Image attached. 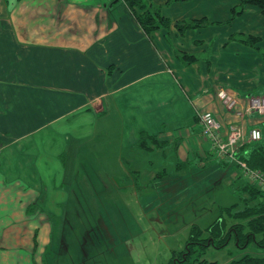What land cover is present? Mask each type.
<instances>
[{
    "label": "crops",
    "instance_id": "1",
    "mask_svg": "<svg viewBox=\"0 0 264 264\" xmlns=\"http://www.w3.org/2000/svg\"><path fill=\"white\" fill-rule=\"evenodd\" d=\"M185 1L165 0L179 12L166 8L168 28L146 34L123 0H0V264H47L77 194L122 201L129 188L178 185L190 170L201 184L215 164H229L211 157L204 112L220 139L230 124L241 127L238 148L254 127L264 137V119L245 110L264 93V54L230 39L256 37L258 48L263 34L250 20L233 27L231 16L210 20ZM167 192L172 201L192 194Z\"/></svg>",
    "mask_w": 264,
    "mask_h": 264
},
{
    "label": "rangeland",
    "instance_id": "2",
    "mask_svg": "<svg viewBox=\"0 0 264 264\" xmlns=\"http://www.w3.org/2000/svg\"><path fill=\"white\" fill-rule=\"evenodd\" d=\"M164 1L151 0L148 4L159 5L162 14L168 7H174V11L179 12L178 6L164 5ZM185 3L192 11L198 12V15H206L210 20L216 17L223 21L232 17L231 8L237 4L235 0H188ZM261 15L257 6L246 4L243 14L233 19V27L245 25L250 20L252 23L248 29L255 34H263V38L258 48L247 47L248 52L253 51L262 56L264 28ZM258 117L264 119L263 114ZM244 135L247 136L248 132ZM211 157L213 161L219 158L218 154ZM219 160L226 161V158ZM227 162L229 164L225 166L215 164L217 172L202 178L201 184L191 183L193 171L190 170V178L184 183L170 186H165V182L151 183L146 188L137 186V192L129 188L122 201H109V196L106 195L101 203L97 199L89 201L86 195L77 194L74 204L79 209L73 214L66 207V213L60 222L65 228L54 230L56 248L47 250V264H169L173 254L178 259V252L184 250L192 226L202 230L201 236H205L206 228L219 216H225L224 207L239 202L238 194L231 188L228 179L231 181L236 176L234 173H238L242 181L246 177L239 173V168L233 170L234 161L229 159ZM211 165L213 164L209 166ZM84 172L89 174V178L97 177L92 176L90 170ZM98 172L102 175L101 170ZM172 178L174 181L180 177ZM172 189L190 190L192 194L182 200H168L165 195ZM60 238L63 241H59ZM244 254L264 256V247L252 242L240 249L231 237L222 248H206L201 256L205 260H196L193 264H227L229 260Z\"/></svg>",
    "mask_w": 264,
    "mask_h": 264
},
{
    "label": "trees",
    "instance_id": "3",
    "mask_svg": "<svg viewBox=\"0 0 264 264\" xmlns=\"http://www.w3.org/2000/svg\"><path fill=\"white\" fill-rule=\"evenodd\" d=\"M149 1L151 0H123L146 34H151L159 28L166 29L169 25V20L163 16L160 7L152 3L148 4ZM173 1L179 0H167V3ZM235 1L237 4L231 8V18L240 15L246 4L257 6L264 13V0ZM205 23V19L186 20L185 27L202 26ZM230 39L249 47H255L258 43V38L244 34H234ZM183 57H186V55ZM189 58L191 59V57ZM139 147L149 148L143 137L139 141ZM235 158L246 162L251 169L264 172V137L260 141L248 142L238 148ZM233 166L234 169L238 168L236 163ZM230 185L237 192L239 202L224 207L223 214L225 216H219L210 224L206 228L207 233L205 236H201L202 230L192 226L184 250L178 252V259H175V254H173L169 264H193L196 260L203 262L205 259H201V256L206 248H222L231 237L234 238L240 249L247 247L252 242L259 247H264V192L247 180L242 181L238 173H236V178L232 179ZM227 220H231L229 224ZM227 264H264V256L257 257L244 254L239 258L229 260Z\"/></svg>",
    "mask_w": 264,
    "mask_h": 264
},
{
    "label": "built area",
    "instance_id": "4",
    "mask_svg": "<svg viewBox=\"0 0 264 264\" xmlns=\"http://www.w3.org/2000/svg\"><path fill=\"white\" fill-rule=\"evenodd\" d=\"M221 96L227 107L236 105V100L234 98L224 94H221ZM245 107L248 113L264 114V93L259 96L250 97L248 101H246ZM199 125L202 135L213 143L218 156L234 161L241 171L240 174L245 176L249 183L264 192V172L251 169L246 162L235 158L239 142L243 138L241 127L237 124H230L225 139H220L218 134L219 123L210 112H204L199 115ZM262 136L261 129L259 127H254L248 132L247 142L260 141Z\"/></svg>",
    "mask_w": 264,
    "mask_h": 264
}]
</instances>
